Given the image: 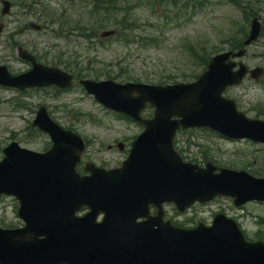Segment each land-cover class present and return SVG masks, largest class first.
Listing matches in <instances>:
<instances>
[{
  "label": "water",
  "instance_id": "obj_1",
  "mask_svg": "<svg viewBox=\"0 0 264 264\" xmlns=\"http://www.w3.org/2000/svg\"><path fill=\"white\" fill-rule=\"evenodd\" d=\"M7 9L6 5L3 13ZM258 34L259 25L253 21L246 44L256 40ZM242 54L214 57L208 71L192 85L162 88L83 82L99 102L136 120L141 121L138 115L145 105L155 107L154 119L143 122L147 131L137 142L140 145L153 138L152 144L160 142L162 152L152 159L157 161L159 171L166 166L171 169L168 174H155L143 163L124 173L93 169L91 177L80 178L73 168L83 147L81 140L70 132L47 126L45 130L51 133L54 145L47 154L39 155L33 166L41 168L35 174L24 168L35 160L13 151L0 164V193L12 194L21 200V215L27 222L23 230L0 235V247L7 245L10 249L6 246V250L44 257L63 251V256L76 264H146L144 254L150 264L210 263L205 255L178 244L174 240L177 233L181 242L194 243L203 251L216 254L221 261L215 264H264V247L243 244L233 225L225 224L221 218L216 219L213 228L218 230L197 229L189 233H179L161 220L163 202H174L182 211L196 200L203 202L216 195L230 196L236 205L249 200L264 201V180H253L243 172L222 171L215 176L212 169L196 170L179 163L171 151V139L179 126H205L229 138L264 142V122L246 119L236 112L233 101L220 98L225 87L238 84L243 77L242 65L239 71L232 72L234 64L226 63L230 55ZM22 57L27 55L23 53ZM258 74L257 70L253 76ZM55 76L64 81L65 75L60 71L38 67L18 78L0 74V84L24 89L50 84ZM173 116L180 120L170 121ZM160 130L164 133L158 139ZM136 150L137 147L133 151ZM17 170L20 175L15 177L13 172ZM83 203L92 206L94 213L98 210L105 213L101 225L93 224L96 215H89L92 219L89 223L74 218V210ZM149 204L158 207L157 217L148 216ZM141 217L147 221L137 224L136 220ZM42 235L46 238L39 241Z\"/></svg>",
  "mask_w": 264,
  "mask_h": 264
},
{
  "label": "rangeland",
  "instance_id": "obj_2",
  "mask_svg": "<svg viewBox=\"0 0 264 264\" xmlns=\"http://www.w3.org/2000/svg\"><path fill=\"white\" fill-rule=\"evenodd\" d=\"M2 1L11 4L10 11L5 16L1 14ZM175 2L176 7L173 8L169 2L164 3L162 0H118L116 7L122 9L127 19L132 17L136 23L134 25L128 22V27L133 28L131 32L135 35V40L141 38L146 44L144 41L147 37L153 39L146 46L132 44L125 47L112 38L103 39L107 41L100 44L101 32L97 29L93 31L97 38L90 39L93 43L91 45L78 31L70 33V25L80 23V26H85L86 12L90 8L85 6L84 1L0 0V23L4 26L0 36V65H5L13 74L29 69L28 65L17 58L15 47L19 45L40 57V62L45 65L53 66L51 63L60 61L59 58L62 57L64 61L84 67L89 73L98 74L101 76L98 80H105L104 75L109 74L118 76V80H115L117 82L130 80L154 85L187 82L193 75L201 72L188 56L187 45L201 41L209 43L207 48L215 46L226 49V44L221 41L235 33V26L231 21H241L242 16L227 0H211L207 7H193L182 13L177 10L182 0ZM132 6L135 7L134 10H131ZM259 15L262 18L257 22L264 28V12ZM31 24L41 26V30H32ZM85 32L89 33L88 30ZM244 62L248 66L264 69V34L248 48ZM225 96L235 99L239 109L249 117H253L257 111L264 112V75L258 83L247 81L225 93ZM18 104L21 106L17 107ZM40 105L47 108L55 123L74 129L89 141L87 157L96 164L114 165L118 162L121 156L116 151H108L107 146L114 139L128 135L135 129L127 121L109 114L77 87L60 94H54L51 90L21 94L13 89L0 87V151L12 140L33 151L41 152L44 149L49 141L48 137L31 133L33 129H28ZM192 135L180 139L186 161L197 157L201 162L200 154L204 149L192 146L194 143L205 145L208 157L221 166L232 165L235 169L247 171L264 169L263 146L240 141L229 143L218 138H212L209 142L210 137H205L203 132ZM188 137L194 139L192 144L187 145ZM253 156L260 157V160L249 166ZM5 203L10 208L13 206L9 199H5ZM4 206L0 202V210ZM165 209L167 219L185 221L187 227L200 221L209 223L215 213L223 211L227 216L238 220L249 238H254L258 229L264 234V224L257 223L259 218H264V205L251 203L238 210L229 200L219 199L211 204L196 205L184 214L176 213L171 206H166ZM13 217L14 213L11 211L7 215L0 212L2 223L17 224L18 221Z\"/></svg>",
  "mask_w": 264,
  "mask_h": 264
},
{
  "label": "trees",
  "instance_id": "obj_3",
  "mask_svg": "<svg viewBox=\"0 0 264 264\" xmlns=\"http://www.w3.org/2000/svg\"><path fill=\"white\" fill-rule=\"evenodd\" d=\"M209 0H183V3L180 4L178 11L179 12H186L188 9L193 7H205L208 4ZM242 4V2H241ZM246 9L245 13V24L246 25L250 19V17L254 16L256 14L255 8L258 7V5L255 2H252L251 0H248L247 3H244L243 6ZM107 11L108 6L104 5L101 6L99 2L95 3L94 12L97 13V15H103L99 11ZM99 12V13H98ZM106 14V13H105ZM111 24L109 23L108 19H104V21L101 22L100 28H107ZM242 25L241 28H238L236 31V38L232 39L229 43V47L231 49H236L241 45L242 38L246 35V28ZM220 50L216 47H210V49H206L204 45H197L194 49H192V55L198 60L199 66L204 69L206 67V64L210 58L211 55L218 53ZM67 69H75L78 72H82V69H79L77 67H72L71 65L66 66ZM256 174H259L258 172H255Z\"/></svg>",
  "mask_w": 264,
  "mask_h": 264
}]
</instances>
